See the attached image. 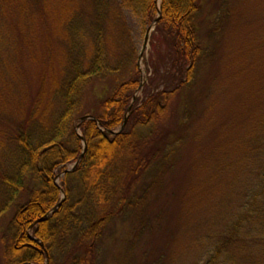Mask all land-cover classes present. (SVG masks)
Masks as SVG:
<instances>
[{
    "label": "trees",
    "instance_id": "trees-1",
    "mask_svg": "<svg viewBox=\"0 0 264 264\" xmlns=\"http://www.w3.org/2000/svg\"><path fill=\"white\" fill-rule=\"evenodd\" d=\"M12 1L0 0V38ZM43 1L19 0L18 23L23 30L28 29L29 12ZM85 1L91 6L89 36L78 13ZM67 2L58 29L66 47L61 56L64 66L60 80L54 82L60 106L50 122L45 111L39 113V107L23 115L9 138L13 147L6 155V170L0 172L4 193L0 217L26 195L8 225L5 264H59L54 261L55 252H63L68 264H91L93 244L109 222L120 214L144 213L152 192L165 190L164 175L176 165L185 141L189 142L190 156L185 164L189 180L183 199L196 198L197 209H201L204 188L210 197L201 213L211 223L206 222L201 230L204 249L195 264H264V97L261 104L255 99L258 114L244 109L239 114L244 125L239 127L242 137L238 140L240 134L228 143L201 151V134L188 124L192 113L186 102L182 103V131L172 143L161 145L159 140L163 138V112L180 89L191 87L198 63L209 54L199 34L201 0H159V6L158 0H123L118 5L111 0ZM228 3L218 0L225 13L222 19L217 18L211 33L230 13ZM124 7L144 29L159 15L145 59L150 68L145 80L136 67V52L123 45L127 35L121 12ZM108 21L119 31L116 45H109L106 39L104 25ZM107 76L115 79L114 84L90 105L87 113L92 117L80 121L85 88ZM164 76L175 78L177 83L159 89L155 83ZM139 91L141 99L135 98ZM126 115L125 126L119 131ZM84 143L77 166L65 172L68 164L73 166L78 160ZM214 154L221 156L216 171H211L208 182H198L199 166L208 170ZM219 173L230 179L227 190H219L217 184L223 186L217 179ZM62 193L64 199L54 209ZM191 207L187 206L183 215L189 214Z\"/></svg>",
    "mask_w": 264,
    "mask_h": 264
},
{
    "label": "rangeland",
    "instance_id": "rangeland-1",
    "mask_svg": "<svg viewBox=\"0 0 264 264\" xmlns=\"http://www.w3.org/2000/svg\"><path fill=\"white\" fill-rule=\"evenodd\" d=\"M122 1L111 0V4L118 5ZM228 2L230 13L223 18L222 26L211 33L209 30L218 17L222 19L225 12L220 10L218 0H201L197 16L201 25L199 34L202 42L207 43L209 54L198 63L191 87L187 91L180 89L163 112L164 119L160 125L163 138H159L161 145L172 143L171 140L182 131L184 102L192 113L188 124L190 122L193 132L201 134L198 148L204 153L216 145L230 142L234 135L241 133L239 127L244 123L239 121V114L243 109L259 113L258 102L264 97V6L261 0ZM12 5L0 38V172L6 170V155L13 147L9 138L23 115L39 107V113L45 111L50 122L53 112L59 108L54 82H58L62 76L64 65L61 56L62 51L66 50L58 29L61 17L66 13L64 6L69 5L67 0H44L37 5L29 12L26 30L18 23L19 0H13ZM90 11L89 1H85L78 11L87 36L90 34ZM121 12L127 31L123 45L127 51L136 52V67L145 80L150 75L145 59L151 51V35L155 24H151L147 44L142 49L148 28H142L139 19L128 8H122ZM104 29L109 45H116L119 42L117 27L108 21ZM169 59L167 65L171 63ZM114 81L112 76H107L88 85L82 95V113L78 117L88 115L90 105L104 97ZM176 83L175 78L164 76L155 84L162 89ZM142 97L141 91L135 93V98ZM233 121L235 124L229 125ZM77 132L80 133L79 129ZM241 137L242 134L238 135L237 140ZM189 148L187 141L179 148L176 165L164 175L165 190L161 193L158 190L159 194L152 192L146 204L147 211L120 214L102 230L93 244L91 264L196 263L204 249L199 237L201 230H204L206 222L211 223V219L201 213L202 205H208L210 197H207V190L202 186L199 200L201 209H197L196 198L183 199L189 180L185 165L190 156ZM214 155L218 159L212 157L208 170H202V165L199 166L200 172L196 174L198 182H208L211 171H216L221 156ZM71 166L68 164L66 167L70 169ZM217 179L223 183L222 187L217 184L219 190L231 187L229 177L219 173ZM56 183L59 181L56 180ZM3 194L0 188V205L4 200ZM25 199L26 195L0 217V264H5L9 222L15 207ZM190 205L191 212L183 215L185 208ZM140 214H145V217ZM54 261L68 264L63 252L60 255L55 252Z\"/></svg>",
    "mask_w": 264,
    "mask_h": 264
},
{
    "label": "water",
    "instance_id": "water-1",
    "mask_svg": "<svg viewBox=\"0 0 264 264\" xmlns=\"http://www.w3.org/2000/svg\"><path fill=\"white\" fill-rule=\"evenodd\" d=\"M158 19H159V15H158V17L153 21L152 24H155V23L158 21ZM151 27H152V25H150V26L148 27L147 31H146L145 39H144V43H143V47H142V49H144L145 46H146V44H147V39H148V35H149V33H150V30H151ZM140 57H141V54H140L139 58H140ZM90 117H92V116H90V115H84V116H81V117L79 118V120H80V121H83L84 119H87V118H90ZM126 121H127V115H126V117L124 118V120H123V122H122V124H121V126H120L119 131H121V130L123 129V127L125 126ZM119 131H118V132H119ZM85 148H86V146H85V143H84L83 151H82L81 154L79 155L78 160L74 163V165L72 166L71 169H66L65 172L72 171V170L75 169V167L77 166V163H78L79 159H81V157L83 156V153H84ZM63 199H64V196H63V197L61 198V200L56 204V206L54 207V209L57 208V207H59V205L61 204V202H62ZM42 219H43V217H42V218H39V219L36 220L33 224H31L30 227H32V226H33L34 224H36L37 222H40ZM40 244L42 245L41 242H40Z\"/></svg>",
    "mask_w": 264,
    "mask_h": 264
}]
</instances>
